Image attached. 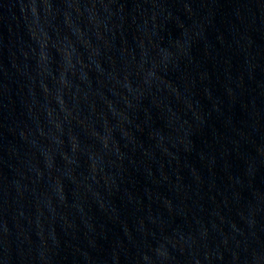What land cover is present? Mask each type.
Instances as JSON below:
<instances>
[{
  "label": "water",
  "instance_id": "water-1",
  "mask_svg": "<svg viewBox=\"0 0 264 264\" xmlns=\"http://www.w3.org/2000/svg\"><path fill=\"white\" fill-rule=\"evenodd\" d=\"M0 264H264V0H0Z\"/></svg>",
  "mask_w": 264,
  "mask_h": 264
}]
</instances>
